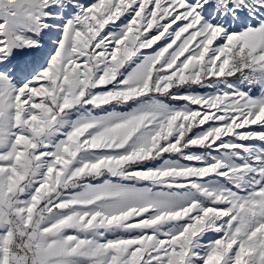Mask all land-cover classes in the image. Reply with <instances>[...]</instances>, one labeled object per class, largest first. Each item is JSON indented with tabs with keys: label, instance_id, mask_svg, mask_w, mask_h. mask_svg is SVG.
<instances>
[{
	"label": "snow or ice",
	"instance_id": "1",
	"mask_svg": "<svg viewBox=\"0 0 264 264\" xmlns=\"http://www.w3.org/2000/svg\"><path fill=\"white\" fill-rule=\"evenodd\" d=\"M0 264H264V0H0Z\"/></svg>",
	"mask_w": 264,
	"mask_h": 264
},
{
	"label": "rangeland",
	"instance_id": "2",
	"mask_svg": "<svg viewBox=\"0 0 264 264\" xmlns=\"http://www.w3.org/2000/svg\"><path fill=\"white\" fill-rule=\"evenodd\" d=\"M200 91H203V90H200ZM194 151H197L196 149H194Z\"/></svg>",
	"mask_w": 264,
	"mask_h": 264
}]
</instances>
